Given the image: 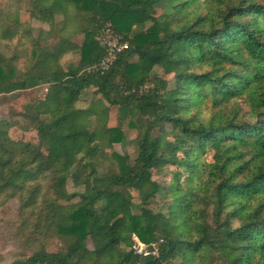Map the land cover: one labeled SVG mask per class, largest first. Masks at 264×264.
I'll use <instances>...</instances> for the list:
<instances>
[{
  "label": "trees",
  "instance_id": "trees-1",
  "mask_svg": "<svg viewBox=\"0 0 264 264\" xmlns=\"http://www.w3.org/2000/svg\"><path fill=\"white\" fill-rule=\"evenodd\" d=\"M27 2L0 9V41L23 32L0 50V98L46 87L22 114L35 142L0 120V208L19 204L26 253L11 264H264V0ZM106 26L129 47L102 71ZM125 124L133 161L113 150Z\"/></svg>",
  "mask_w": 264,
  "mask_h": 264
},
{
  "label": "rangeland",
  "instance_id": "rangeland-1",
  "mask_svg": "<svg viewBox=\"0 0 264 264\" xmlns=\"http://www.w3.org/2000/svg\"><path fill=\"white\" fill-rule=\"evenodd\" d=\"M17 0H0V9L3 10H17ZM24 2V9L23 11L30 10V6L27 2V0H23ZM14 12V11H13ZM22 20L29 21V16L27 14H22ZM32 28H33V34L34 36L37 35V32L39 29L43 28L45 30L48 29V26L46 24L39 23L37 21H30ZM113 30L111 27L106 26L104 29L100 31V33L97 35V41L100 43V45L104 48L103 45V38L109 37L111 40H116L115 38H112ZM115 34V33H114ZM118 36L117 34H115ZM120 37V36H118ZM23 38V32L17 27V33L16 35L11 34L7 37L6 40L0 41V50L3 51L5 54H11V52L8 51L7 45L14 46L17 43V40ZM49 39V38H48ZM118 39V38H117ZM74 42L82 43L83 36H76L73 38ZM57 40L54 39V43H56ZM79 61V56L76 53H69L62 59V64L67 66L70 63H77ZM23 61H21L22 65ZM155 72L160 75L162 78H165V75H163V71L159 68L155 70ZM166 78L170 79V76H166ZM94 90L91 89L88 91V97L86 100L79 102L78 106L81 108H87L92 101L94 97ZM46 95V87L41 86L36 89L28 90L21 93H15L10 96H7L5 98H0V120H14L17 122V124L14 125V127H11L9 130V133L11 137H13L16 140H26V141H32L35 142L37 140V136L35 132L32 131H26L24 130L21 125L24 122V118L22 117L23 113L32 112L37 106L42 105V103L45 100ZM99 98V97H98ZM89 116V113L87 114ZM117 111L115 109H111V114L109 118V125L115 126L117 125ZM94 123L91 119L86 117V126L91 127L93 129ZM123 130L125 132V139L123 144H118L114 146V152L124 155L129 154L131 160L133 161L138 153V133L136 130H132L128 127L127 124L123 126ZM173 137V136H171ZM206 160L211 159V154H208L206 157ZM174 170V168H173ZM153 179L157 180L158 182H161L162 184H171L175 180V174L169 173L166 175H160L156 171H153ZM187 177L183 176L181 178L182 184L185 186L187 184ZM68 190L69 192L77 191V189L73 186V183L71 181L68 182ZM134 196L137 197V193L135 191H132ZM137 201V198H136ZM18 209L19 204L16 201H11L5 206L0 208V264H11L13 261L18 259L19 257L26 256V253L24 249L22 248L21 241L17 238L16 235V222L18 220ZM90 247H92V244L90 243ZM28 255V254H27ZM171 264H182L181 259H177L173 261Z\"/></svg>",
  "mask_w": 264,
  "mask_h": 264
},
{
  "label": "built area",
  "instance_id": "built-area-1",
  "mask_svg": "<svg viewBox=\"0 0 264 264\" xmlns=\"http://www.w3.org/2000/svg\"><path fill=\"white\" fill-rule=\"evenodd\" d=\"M112 38L116 37V40H111V38L109 37H105L103 39V45H104V49L106 51V56L105 58L102 59L101 63L98 66V69L102 70V71H106L110 68V66L114 63L117 55L119 53H121L123 50L127 49L129 47V43L124 41L122 39V37H118L116 36L114 33H112ZM118 38V39H117ZM136 241H137V250L138 253H142L146 247L145 245L141 244L138 239L135 237Z\"/></svg>",
  "mask_w": 264,
  "mask_h": 264
}]
</instances>
